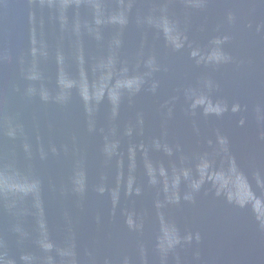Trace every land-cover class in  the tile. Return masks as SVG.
Masks as SVG:
<instances>
[{
  "label": "water",
  "instance_id": "95a60500",
  "mask_svg": "<svg viewBox=\"0 0 264 264\" xmlns=\"http://www.w3.org/2000/svg\"><path fill=\"white\" fill-rule=\"evenodd\" d=\"M0 264H264V0H0Z\"/></svg>",
  "mask_w": 264,
  "mask_h": 264
}]
</instances>
